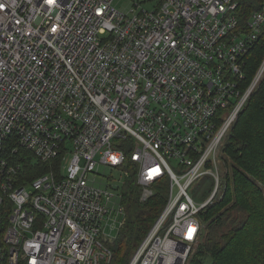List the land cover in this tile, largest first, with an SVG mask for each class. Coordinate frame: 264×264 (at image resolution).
I'll return each mask as SVG.
<instances>
[{"label": "built area", "instance_id": "2783aa9c", "mask_svg": "<svg viewBox=\"0 0 264 264\" xmlns=\"http://www.w3.org/2000/svg\"><path fill=\"white\" fill-rule=\"evenodd\" d=\"M113 3L0 0V264L111 262L134 173L141 201L163 178L169 198L128 264H188L224 194L221 147L264 77L263 58L241 86L264 3L247 20L239 0Z\"/></svg>", "mask_w": 264, "mask_h": 264}, {"label": "trees", "instance_id": "16d2710c", "mask_svg": "<svg viewBox=\"0 0 264 264\" xmlns=\"http://www.w3.org/2000/svg\"><path fill=\"white\" fill-rule=\"evenodd\" d=\"M239 1V15L245 20L264 3V0ZM263 55L264 35L244 58L246 78L242 88L255 76ZM237 119L224 148L231 159L226 165L231 168L233 184L230 185L231 178L227 176L229 183L223 190V198L202 212L206 222L215 217L213 221L220 222L219 229L210 232L204 244L201 239L188 264H264V77ZM21 154L12 161H25L23 154L30 159L31 154L25 151ZM45 169V166L37 171L29 169L28 177L31 179ZM135 177V173L127 177L122 187L127 219L110 244L114 257L107 264H128L169 198V179L163 178L154 184L152 196L141 201V188ZM232 201L234 204L228 210L240 208L243 214L226 227L221 218Z\"/></svg>", "mask_w": 264, "mask_h": 264}, {"label": "rangeland", "instance_id": "374dc122", "mask_svg": "<svg viewBox=\"0 0 264 264\" xmlns=\"http://www.w3.org/2000/svg\"><path fill=\"white\" fill-rule=\"evenodd\" d=\"M139 5V8H145L147 10H154L155 7H157L158 5V0H114V5H116L118 8H120L121 10L125 11V12H128L131 10L132 7H135L137 8V5ZM263 58H264V55H263ZM263 58L262 59V62H263ZM262 62L260 63V65L262 64ZM259 65V66H260ZM232 130V129H231ZM231 130L230 132L228 133L229 135L225 138L224 140V143L221 147V171H222V174H223V177L225 178L224 181L225 183H223V187L226 185V183H229L228 182V178L227 176H229L231 178V184H233V178H232V175H231V168L230 166H227L226 164H228V162H231V159L229 157V155L226 153V150L224 149L225 148V143L226 141L228 140L229 136H230V133H231ZM220 158V156H219ZM171 164H173L174 161H170ZM111 171L110 169L108 168H105V167H102L100 168V173L101 174H105V175H111ZM230 172V173H229ZM114 176L119 179V174L118 173H114ZM95 180L96 181H100L97 177H95ZM106 179V178H105ZM107 181H105L106 183ZM210 183H212V178L208 177L207 178H203L202 180H200L199 182H197L193 188L190 189V194H192L196 199H202L204 200L205 197H207V194H208V189L210 188ZM124 184L121 183V187H123ZM177 192V187L173 188V193H176ZM224 196V194H223ZM223 196L221 198H219L217 200L220 201ZM234 204V201H232L228 206L225 207V209L223 210L224 214L223 217L221 218V220H223L224 218V221L226 222L224 225H227L229 223H232L230 222L231 220H235V221H238L240 219V216L243 214L241 212V209L240 208H235V209H229L227 207H230ZM203 217V223H204V230H203V235H202V244H204L207 240V236L210 232L212 231H215V230H218L219 229V226L218 224H220V222H217V221H213L215 217H212L211 220L209 222H206L205 221V217ZM122 219V217L119 218L118 222L115 223V225L113 227H110L107 229V237L112 240V239H115L118 237L119 233H120V230H121V223H120V220ZM213 223V226H211V224ZM215 223V224H214ZM223 225V226H224ZM200 243V244H201ZM200 244H197V246H195V248L193 249V254H195V251L197 250V248L199 247Z\"/></svg>", "mask_w": 264, "mask_h": 264}, {"label": "snow or ice", "instance_id": "6c2138e0", "mask_svg": "<svg viewBox=\"0 0 264 264\" xmlns=\"http://www.w3.org/2000/svg\"><path fill=\"white\" fill-rule=\"evenodd\" d=\"M48 2H49V3H54V2H55V0H48Z\"/></svg>", "mask_w": 264, "mask_h": 264}, {"label": "bare ground", "instance_id": "6f19581e", "mask_svg": "<svg viewBox=\"0 0 264 264\" xmlns=\"http://www.w3.org/2000/svg\"><path fill=\"white\" fill-rule=\"evenodd\" d=\"M201 216H202V214H201ZM203 218V217H202Z\"/></svg>", "mask_w": 264, "mask_h": 264}]
</instances>
